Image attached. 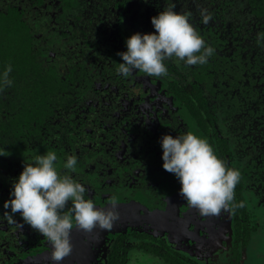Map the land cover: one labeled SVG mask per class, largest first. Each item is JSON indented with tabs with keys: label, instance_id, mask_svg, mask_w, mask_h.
<instances>
[{
	"label": "flooded vegetation",
	"instance_id": "flooded-vegetation-1",
	"mask_svg": "<svg viewBox=\"0 0 264 264\" xmlns=\"http://www.w3.org/2000/svg\"><path fill=\"white\" fill-rule=\"evenodd\" d=\"M23 1L27 5L25 18L38 23L34 26L35 44L46 50L41 57L64 77L65 90L69 85L74 87L68 90L69 99L82 111L74 118L71 111L66 116L50 115L39 139L28 146L38 154L55 151L58 171L84 183L89 189L86 198L93 199L97 207L106 208L111 207L115 197L120 213L111 231L97 227L89 233L74 227L71 242L76 246L59 264H78L81 258L92 255L95 264H132L133 255L135 264H243V249L251 245L262 222L264 227V214H260L253 195L243 191L245 213L237 208L234 213L222 211L220 215L201 216L180 196L179 179L163 168V135L191 131L208 141L191 116L186 100L176 99L177 110L167 113L168 103L174 100L173 74L177 71L185 75L183 62L169 60L167 87L138 70L125 79L116 71L115 59L122 62L118 53L127 50L126 34L120 32V26L127 24L130 29H139L142 20L151 18L156 0H79L74 8L64 7L63 0ZM183 1L188 5L178 12L188 15L192 8L189 6L207 9L211 3ZM214 1L211 8L216 5ZM193 15L194 19L199 16ZM83 60L88 67L95 68L92 76L77 79L79 73L74 65L78 64L79 70ZM140 73L145 74L147 86L133 82V74ZM92 78L95 79L91 82ZM80 79L83 84H78ZM126 79L131 81L130 87L121 91V83ZM179 79L183 80L181 76ZM89 81L92 87H88ZM175 86L192 89L187 79ZM124 107L132 112L127 121L131 120L134 126L119 125ZM160 112L165 113L163 122ZM217 125L224 137L232 138L233 132L228 133L226 123L220 121ZM234 129L231 127V131ZM68 155L78 158L74 173L63 168ZM35 156L32 152L25 156L0 155V264H54L46 237L24 222L19 213L15 223H8L3 216L13 181ZM223 158L226 166L240 168L236 156ZM70 205L71 201L66 207Z\"/></svg>",
	"mask_w": 264,
	"mask_h": 264
},
{
	"label": "trees",
	"instance_id": "trees-1",
	"mask_svg": "<svg viewBox=\"0 0 264 264\" xmlns=\"http://www.w3.org/2000/svg\"><path fill=\"white\" fill-rule=\"evenodd\" d=\"M63 2L64 7L74 8L80 1ZM212 2L215 1L211 0L207 5L211 14L208 23H203L199 9H193V6H189L192 7L189 22L215 52L208 63L191 67L183 64L185 75L173 74L174 100L168 103L167 113L177 110L176 99L186 100L191 116L208 136V143L216 155L221 159L225 155L237 158L236 164L240 168L236 169L240 170L241 181L235 188V201H244L246 205L242 194L249 191L257 201L258 210L264 213V0H216V7L211 8ZM24 3L23 0H0V72L8 65L12 66L9 74L12 84L0 90V155L25 156L28 152L39 155L28 143L39 139L45 120L54 113L66 116L71 111L74 118L82 112L81 107L73 105L69 99L68 90L74 87L69 85L65 90L64 77L41 57L46 50L44 52L35 44L34 26L38 23L25 18L27 5ZM173 4L176 11L185 10L184 6L188 5L183 0H156L151 18ZM197 13L199 16L194 19L193 14ZM151 18L142 20L139 29H130L127 24L120 26V32L126 34L125 41L127 34L154 32ZM169 60L165 61L166 66ZM86 64L83 60L79 70V65H74L79 73L77 79L92 76L95 66L92 64L91 69ZM114 64L118 67V58ZM133 75L134 83L147 86L145 74ZM65 77L70 78L69 75ZM186 79L192 85L191 90L175 86ZM90 81L88 87L93 85ZM130 82L128 79L123 81L121 91H128ZM78 84H83L81 79ZM255 84L260 87H253ZM128 111L124 107L119 125L134 126L131 120L127 121L128 114L132 113ZM158 115L163 122L165 113ZM220 121L227 124L228 133L233 132L232 138L224 137L223 130L217 125ZM227 167L231 168V165ZM239 209L245 213V206Z\"/></svg>",
	"mask_w": 264,
	"mask_h": 264
},
{
	"label": "clouds",
	"instance_id": "clouds-1",
	"mask_svg": "<svg viewBox=\"0 0 264 264\" xmlns=\"http://www.w3.org/2000/svg\"><path fill=\"white\" fill-rule=\"evenodd\" d=\"M203 23L211 20L207 9H199ZM155 31L133 33L126 39V51L118 55L122 62L116 71L127 78L138 70L150 77L168 76L165 61L175 59L185 66L208 63L215 49L208 45L189 22V15L175 10V5L166 7L151 18ZM8 65L0 72V90L12 84ZM163 150V168L173 173L180 181V196L201 216L235 212L245 206L244 201H235V188L241 181L239 169L229 168L216 155L206 138L191 131L177 136L165 134L160 138ZM55 151L36 155L32 163H25L19 177L13 181L10 199L4 202L3 216L8 223H15L17 213L32 229L50 242V260L59 264L73 249L71 231L74 227L84 232L111 231L120 213L117 199L111 207L99 208L93 199L86 198L88 187L70 174H61L57 169ZM78 158L68 155L63 168L76 171ZM71 201V205L66 207ZM10 209V211H8ZM136 256L132 257L135 264Z\"/></svg>",
	"mask_w": 264,
	"mask_h": 264
},
{
	"label": "rangeland",
	"instance_id": "rangeland-1",
	"mask_svg": "<svg viewBox=\"0 0 264 264\" xmlns=\"http://www.w3.org/2000/svg\"><path fill=\"white\" fill-rule=\"evenodd\" d=\"M213 7H216V6L213 5ZM175 74H177V72H175ZM154 78L157 80V83L160 86L163 85L164 87H167L168 80L165 77H162V78L154 77ZM260 214L263 215L264 213L260 212ZM259 219L260 217L258 218V220ZM262 224L263 222L260 224V229H258L254 233L251 245L243 249V257H244L243 264H264V227H262ZM73 246H76V245H73ZM93 256L94 255H92V257L89 256L88 258L85 257V259L81 258L82 260H80L78 264H95V262L92 261Z\"/></svg>",
	"mask_w": 264,
	"mask_h": 264
}]
</instances>
